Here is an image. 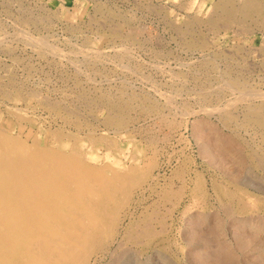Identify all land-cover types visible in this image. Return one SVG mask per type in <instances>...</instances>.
<instances>
[{
	"label": "rangeland",
	"instance_id": "1",
	"mask_svg": "<svg viewBox=\"0 0 264 264\" xmlns=\"http://www.w3.org/2000/svg\"><path fill=\"white\" fill-rule=\"evenodd\" d=\"M236 1L0 0V73L4 70L0 74V84L3 82L0 94L6 97L0 96V130L30 146L39 145L66 154L77 151L91 166L109 169V175L117 168L123 173L138 168L147 170L140 178L144 181L139 180L141 184L137 183L130 191L128 201L119 208L110 206L109 215L112 212L117 215L114 233L105 247L90 255L87 264H264V164H261L264 163V0ZM32 38L37 39L31 44ZM51 50L57 51L56 55L48 54ZM11 83L12 88L8 87ZM35 90L42 92L43 97L38 93L37 98ZM243 94L247 95L245 99ZM113 101L116 104H111ZM176 106L178 109L174 108ZM231 114L236 119H231ZM109 119H116V123ZM108 121L112 123H106ZM257 156L258 160L254 158ZM151 161L150 165L157 164L149 168ZM259 165L263 167L258 168Z\"/></svg>",
	"mask_w": 264,
	"mask_h": 264
},
{
	"label": "bare ground",
	"instance_id": "2",
	"mask_svg": "<svg viewBox=\"0 0 264 264\" xmlns=\"http://www.w3.org/2000/svg\"><path fill=\"white\" fill-rule=\"evenodd\" d=\"M22 1V0H21ZM140 1V0H138ZM238 1V0H237ZM236 1V2H237ZM20 2V0H19ZM69 2V1H68ZM135 2V1H134ZM137 2V1H136ZM241 2V1H240ZM239 2V5H240ZM245 2V1H243ZM258 2V1H257ZM149 3V2H148ZM229 3V2H227ZM235 3V2H234ZM242 3V2H241ZM251 3V2H250ZM255 3V2H254ZM259 3V2H258ZM262 3V2H260ZM264 3V2H263ZM9 4V3H7ZM6 4V5H7ZM17 4V3H15ZM70 4V2H69ZM226 4V3H225ZM238 4V3H237ZM243 4V3H242ZM249 4V3H247ZM10 5V4H9ZM8 5V6H9ZM23 5V4H22ZM255 5V4H253ZM258 5V4H257ZM262 5V4H261ZM258 5V6H261ZM25 6V4H24ZM28 6V4H27ZM63 7V5H61ZM152 6V5H151ZM224 6V5H222ZM228 6V5H227ZM231 6V5H230ZM233 6V5H232ZM247 6V5H246ZM249 6V5H248ZM252 6V4H251ZM256 6V5H255ZM17 7V6H16ZM145 7V5H144ZM155 7V6H154ZM237 7V6H236ZM250 7V6H249ZM253 7V6H252ZM264 8V6H262ZM99 8H102L101 6ZM98 8V10H99ZM105 8V7H104ZM147 8V7H145ZM150 8V7H149ZM153 8V6L151 7ZM150 8V9H151ZM223 8V7H222ZM255 8V7H254ZM10 9V8H9ZM8 9V10H9ZM25 9V8H22ZM29 9V8H28ZM31 9V8H30ZM58 9V7H57ZM84 9V7H83ZM156 9V8H155ZM159 9V8H158ZM217 9V8H216ZM229 8H227L228 10ZM231 9V8H230ZM239 9V8H238ZM250 9V8H249ZM257 9V8H256ZM40 10V9H39ZM38 10V11H39ZM101 10V9H100ZM103 10V9H102ZM108 10V9H107ZM111 10V9H109ZM108 10V11H109ZM157 10V9H156ZM225 10V9H224ZM233 10V9H232ZM252 10V9H251ZM250 10V11H251ZM259 10V8H258ZM10 11V10H9ZM20 11V10H18ZM27 11V9H26ZM53 11V10H52ZM55 11V10H54ZM58 11V10H57ZM254 11V9H253ZM262 11V9L260 10ZM33 12V11H31ZM43 12V11H42ZM56 12V11H55ZM54 12V14H55ZM221 12V11H220ZM227 12V11H226ZM232 12V11H231ZM244 12V11H243ZM252 12V11H251ZM250 12V13H251ZM58 13V12H57ZM118 14H121L119 12H117ZM152 13V12H151ZM213 15V12H211ZM215 13V12H214ZM230 13V12H229ZM233 13V12H232ZM256 13V12H255ZM18 14V13H16ZM27 14V13H26ZM34 14V13H33ZM41 14V13H38ZM43 14V13H42ZM41 14V15H42ZM49 13H47L48 16ZM59 14V13H58ZM103 14V13H102ZM111 14V13H110ZM113 14V13H112ZM115 14V12H114ZM156 14V13H155ZM238 14V13H237ZM249 14V13H248ZM253 14V13H252ZM161 15V14H160ZM231 15V14H230ZM246 15V14H245ZM30 16V15H29ZM33 16V15H32ZM51 16V15H50ZM57 16V15H56ZM113 16V15H111ZM217 16V15H216ZM215 16V17H216ZM223 16V15H222ZM225 16V15H224ZM227 16V15H226ZM235 16V14H234ZM244 16V15H243ZM247 16V15H246ZM245 16V17H246ZM259 16V15H257ZM26 17V16H25ZM52 17V16H51ZM121 17V15H120ZM241 17V15H240ZM239 17V18H240ZM16 18H18L16 16ZM22 18V17H21ZM20 18V19H21ZM38 18V17H37ZM42 18V17H41ZM58 18V17H57ZM218 18V17H217ZM243 18V17H242ZM247 18V17H246ZM259 18V17H257ZM36 19V16H35ZM101 19V18H100ZM195 19V18H194ZM197 19V18H196ZM227 19V18H225ZM231 19V18H230ZM233 19V18H232ZM17 20V19H15ZM23 20V19H22ZM32 20V18H31ZM37 20V19H36ZM35 20V21H36ZM40 20V19H39ZM42 20V19H41ZM216 20V19H215ZM249 20V19H248ZM28 21V20H27ZM30 21V20H29ZM45 21V20H43ZM104 21V20H103ZM112 21V20H111ZM110 21V22H111ZM120 21V20H119ZM174 21V20H173ZM173 21L171 23H173ZM198 21V20H197ZM218 21V20H217ZM221 21V20H220ZM218 21V22H220ZM264 21V20H263ZM21 22V21H20ZM26 22V21H25ZM24 22V23H25ZM31 22V21H30ZM48 22V21H47ZM94 22V21H93ZM96 22V21H95ZM99 22V21H98ZM102 22V21H100ZM170 22V20H169ZM177 22V21H176ZM195 22V21H194ZM207 22V21H206ZM222 22V21H221ZM234 22L235 19H234ZM238 22V21H237ZM243 22V21H242ZM248 22V21H247ZM251 22V21H249ZM255 22V21H254ZM261 21H259L260 23ZM16 23V22H15ZM19 23V22H17ZM22 23V22H21ZM29 23V22H28ZM37 23V22H36ZM39 23H42L41 21H39ZM49 23V22H48ZM47 23V24H48ZM106 23V22H104ZM109 23V21H108ZM115 23V22H114ZM117 23V22H116ZM119 23V22H118ZM117 23V24H118ZM131 23V21H130ZM192 23V22H191ZM190 23V24H191ZM245 23V22H244ZM26 24V23H25ZM24 24V25H25ZM103 23H101L100 25H102ZM117 24L112 25V26H117ZM122 24H126V23H122ZM196 24V23H195ZM207 24V23H206ZM219 24V23H218ZM226 24V23H225ZM224 24V26H225ZM229 24V23H228ZM226 24V26L228 25ZM262 24V23H260ZM18 25V24H16ZM22 25V24H21ZM27 25V24H26ZM25 25V26H26ZM107 25V24H106ZM173 25V24H172ZM171 25V27H172ZM185 25V24H184ZM189 25V24H187ZM193 25V24H192ZM215 25V24H213ZM221 25V23L219 24ZM233 25V24H232ZM245 25V24H244ZM248 25V24H246ZM250 25V24H249ZM254 25V24H253ZM256 25V24H255ZM254 25V26H255ZM259 26V24H257ZM23 26V25H22ZM36 26V25H35ZM73 26V25H72ZM71 26V27H72ZM103 26H105L103 24ZM110 26V25H107ZM119 26V25H118ZM186 26V25H185ZM191 26V25H190ZM189 26V27H190ZM216 26V25H215ZM223 26V27H224ZM225 26V27H226ZM19 27H21L19 25ZM24 27V26H23ZM34 27V26H33ZM102 27V26H101ZM178 27V26H177ZM181 27V26H180ZM178 27V28H180ZM196 27V25H195ZM198 27V26H197ZM208 27V26H207ZM231 27V26H230ZM237 27V26H236ZM242 27V26H241ZM247 27V26H246ZM256 27V26H255ZM261 27V26H260ZM18 28V27H17ZM73 29L75 27H72ZM116 28V27H115ZM114 28V30H115ZM119 28V27H118ZM134 28V27H132ZM131 28V29H132ZM142 28V27H141ZM177 28V29H178ZM182 28V27H181ZM215 28V27H214ZM220 28H222V26H220ZM240 28V25L239 27ZM22 29V28H20ZM72 29V30H73ZM109 29V28H108ZM113 29V28H111ZM109 29V30H111ZM137 29V28H136ZM139 29V28H138ZM17 30V29H16ZM71 30V31H72ZM113 30V31H114ZM121 30V29H120ZM133 30V29H132ZM142 30V29H141ZM181 30V29H180ZM179 30V31H180ZM188 30V29H187ZM190 30V29H189ZM242 30L244 31L245 29L242 28ZM2 31V30H1ZM21 31V30H20ZM18 31V32H20ZM26 31V30H25ZM78 31V29L76 30V32ZM117 31V30H115ZM134 31V30H133ZM191 31V30H190ZM193 31V30H192ZM198 31V30H197ZM17 32V31H16ZM22 32V31H21ZM24 32V31H23ZM111 32V31H110ZM119 29H118V31ZM129 32V31H128ZM131 32V31H130ZM137 32V31H136ZM139 32V31H138ZM189 32V31H187ZM75 33V32H74ZM112 33V32H111ZM123 33V32H122ZM140 33V32H139ZM178 33V30H177ZM200 33V32H199ZM198 33V34H199ZM1 34V33H0ZM20 34V33H19ZM29 36V33H27ZM182 34V33H181ZM195 34V33H193ZM192 34V35H193ZM18 35V34H17ZM21 35L25 36L24 34L21 33ZM20 35V36H21ZM114 35V34H113ZM117 35V34H116ZM132 35V34H131ZM135 35V34H134ZM197 35V34H196ZM18 36V37H20ZM22 36V38H23ZM178 36V35H177ZM17 37V38H18ZM32 37V35H31ZM34 37V36H33ZM182 37V36H181ZM195 37V36H194ZM202 37V36H201ZM200 37V38H201ZM29 38V37H28ZM35 38V37H34ZM118 38V37H117ZM130 38V37H129ZM137 38V37H136ZM185 38V35H184ZM191 38V37H190ZM193 38V37H192ZM37 39V38H36ZM36 39H29L30 43L32 44V40H36ZM40 39H42V36L40 37ZM39 39V40H40ZM44 39V38H43ZM19 40V39H18ZM39 40H37L39 42ZM124 40V39H123ZM128 40V39H127ZM186 40V39H185ZM204 40V39H203ZM41 41V40H40ZM91 41V40H90ZM22 42V41H21ZM24 42V40H23ZM36 42V41H35ZM43 41H41L42 43ZM129 42V40H128ZM131 42V41H130ZM129 42V43H130ZM138 42V41H137ZM186 42V41H185ZM199 42V41H197ZM29 43V44H30ZM40 43V42H39ZM86 43V42H85ZM89 43V42H88ZM92 43V42H91ZM210 43V42H208ZM28 44V46H29ZM30 44V45H31ZM50 44V43H49ZM47 44V47H49L50 45ZM184 44V43H183ZM189 44V43H187ZM192 44V43H190ZM202 44V43H201ZM36 45H38L36 43ZM49 45V46H48ZM90 45V44H89ZM209 45V44H206ZM7 46V45H6ZM5 46V47H6ZM40 45H38L37 47H39ZM46 46V45H44ZM43 46V47H44ZM54 46V45H53ZM92 46V45H91ZM211 46V45H210ZM234 46V45H233ZM76 47V46H75ZM83 47V46H82ZM188 47V46H186ZM196 47V46H195ZM198 47V46H197ZM205 47V46H204ZM232 47V46H231ZM241 47V46H238ZM32 48V47H31ZM46 48V47H45ZM54 48V47H53ZM93 48V47H92ZM95 48V47H94ZM191 48V47H189ZM193 48V47H192ZM233 48V47H232ZM248 48V47H247ZM52 49V44H51V48ZM79 49V48H78ZM83 49V48H82ZM81 49V50H82ZM88 49V47H87ZM86 49V50H87ZM231 49V48H230ZM253 49V48H252ZM34 50V49H33ZM40 50V47H39ZM37 50L35 48L36 52L40 51ZM54 50V49H53ZM53 50L50 51L51 54L53 53ZM90 50V49H88ZM87 50V51H88ZM93 50V49H92ZM247 50V49H246ZM250 50V49H249ZM263 50V49H262ZM5 51V50H4ZM43 51V50H41ZM58 52H60L57 49ZM57 51H54V53ZM74 51V50H73ZM79 51V50H78ZM95 51V50H93ZM228 51V50H227ZM240 51V50H239ZM244 51V50H243ZM248 51V50H247ZM253 51V50H252ZM7 52V51H6ZM12 52V51H11ZM45 52V50L43 51ZM92 53V51H89ZM88 52V53H89ZM222 52V51H221ZM232 52V51H231ZM234 52V51H233ZM251 52V50H250ZM8 53V52H7ZM53 53V54H54ZM55 53V55H56ZM61 53V52H60ZM74 53V52H73ZM82 53V51H81ZM81 53H79L81 55ZM101 53V52H99ZM97 53V56L98 54ZM236 53V52H235ZM263 53V52H262ZM43 54V53H42ZM52 54V55H53ZM75 54V53H74ZM83 54H87V53H83ZM82 54V55H83ZM94 54V53H93ZM102 54V53H101ZM231 54V53H230ZM247 54V53H246ZM245 54V56H247ZM264 54V53H263ZM54 55V56H55ZM78 55V54H76ZM96 55V53H95ZM95 55H93L95 57ZM103 55V54H102ZM219 55V54H218ZM233 55V54H232ZM235 55V54H234ZM233 55V56H234ZM251 55V54H250ZM59 56V55H58ZM84 56V55H83ZM86 56V55H85ZM100 56V55H99ZM98 56V57H99ZM217 56V54H216ZM222 56V55H221ZM228 56V55H227ZM237 56V55H236ZM242 56V55H241ZM88 57V56H87ZM92 57V56H89ZM97 57V58H98ZM218 57V56H217ZM220 57V56H219ZM16 59V58H15ZM91 59V58H90ZM119 59V58H118ZM236 59V58H234ZM239 59V58H238ZM244 59V58H243ZM18 60V59H17ZM103 60V59H102ZM209 60V59H208ZM215 60V58H214ZM15 61V60H14ZM223 61V60H222ZM227 63V61H225ZM243 62V61H242ZM246 62V61H244ZM77 63V62H76ZM87 63V61H86ZM231 63V62H230ZM229 63V64H230ZM88 64V63H87ZM101 66L103 65L102 63H100ZM215 64V63H214ZM213 64V65H214ZM233 64V63H231ZM237 64V63H236ZM249 64V63H248ZM92 65V64H91ZM244 65V64H243ZM90 66V65H89ZM127 66V65H125ZM134 66V65H133ZM210 66V65H209ZM230 66V65H229ZM249 66V65H247ZM251 66V65H250ZM1 67V66H0ZM9 67V66H8ZM11 67V66H10ZM92 67V66H91ZM129 67V66H128ZM127 67V69H129ZM136 67V66H135ZM133 68L136 69V68ZM228 67V66H227ZM244 67V66H243ZM3 68V67H2ZM7 68V67H6ZM13 68V67H12ZM89 68V67H88ZM95 68V67H94ZM122 68V67H121ZM124 69L126 67H123ZM230 68V67H228ZM239 68V67H238ZM246 68V66H245ZM5 69V68H4ZM122 69V70H124ZM211 69V67H210ZM227 69V68H226ZM1 70V69H0ZM96 70V69H95ZM121 70V71H122ZM212 71H214L213 69H211ZM219 70V69H218ZM4 71V70H3ZM2 71V72H3ZM9 71V69H8ZM81 71V69H80ZM97 71V70H96ZM101 71V70H100ZM104 71V70H103ZM220 71V70H219ZM228 71V70H227ZM230 71V70H229ZM232 71V70H231ZM1 72V73H2ZM95 72V71H94ZM106 72V70H105ZM125 72V71H124ZM126 72H128V70H126ZM125 72V73H126ZM136 72V71H135ZM209 74H210V70H208ZM237 72V71H236ZM246 72V71H245ZM0 73V74H1ZM13 73V71L11 72ZM132 73V70H131ZM142 73V72H141ZM96 74V72H95ZM94 74V76H95ZM99 74V73H98ZM103 74V73H102ZM133 74V73H132ZM136 74V73H134ZM140 74V73H139ZM232 74V72H231ZM234 74V73H233ZM4 75V74H3ZM2 75V76H3ZM89 75V73H88ZM87 75V76H88ZM97 75V74H96ZM221 75V74H220ZM102 76V75H101ZM239 76V75H238ZM1 77V76H0ZM5 77V76H4ZM17 77V76H15ZM81 77V76H80ZM105 77V76H104ZM144 77V76H143ZM218 77V76H217ZM227 77V76H226ZM233 77V76H232ZM241 77V75H240ZM2 78V77H1ZM6 78V77H5ZM7 78H9L7 76ZM11 78V77H10ZM9 78V79H10ZM14 78V77H13ZM18 78V77H17ZM90 78V76H89ZM88 78V79H89ZM107 78V77H106ZM147 77H145L146 79ZM225 78V76H224ZM148 79V78H147ZM220 79V78H218ZM217 79V80H218ZM4 80V78L2 79V81ZM106 80V79H105ZM5 81V80H4ZM8 81V80H7ZM18 81V80H16ZM22 81V80H21ZM90 81V80H89ZM92 81V80H91ZM125 81V80H124ZM123 81V82H124ZM221 81V80H220ZM225 81V79H224ZM223 81V82H224ZM244 81V80H243ZM11 82V81H10ZM15 82V80H14ZM127 82V81H126ZM226 82V81H225ZM224 82V83H225ZM231 82V81H230ZM229 82V83H230ZM237 82V81H236ZM235 82V83H236ZM245 82V81H244ZM3 83V82H2ZM1 83V84H2ZM16 83V82H15ZM25 83V82H24ZM81 83V82H80ZM248 83V82H247ZM0 84V85H1ZM12 84L11 87L12 88ZM17 84V83H16ZM19 84V83H18ZM21 84V83H20ZM23 84V82H22ZM26 84V83H25ZM185 84V83H184ZM201 84V83H200ZM206 84V83H205ZM208 84V83H207ZM227 82L225 83V85L227 86ZM7 85V84H5ZM78 85V84H77ZM123 85V84H122ZM121 85V86H122ZM130 85V84H129ZM204 85V84H203ZM224 85V86H225ZM4 87V84L2 85ZM18 86V85H17ZM22 86V85H21ZM76 86V85H75ZM131 86V85H130ZM223 86V85H222ZM223 86V87H224ZM226 86L224 88H226ZM229 86V85H228ZM236 86V85H235ZM249 86V85H248ZM7 87V88H8ZM24 87V86H23ZM27 87V85L25 86ZM127 87V86H126ZM215 87V86H214ZM217 87V86H216ZM220 87V85H218V88ZM28 88V87H27ZM203 88V87H201ZM213 88V87H212ZM223 88V89H224ZM229 88V87H227ZM226 88V89H227ZM233 88V87H232ZM251 88V87H250ZM14 89V88H13ZM12 89V91H14ZM19 89V88H18ZM21 89V88H20ZM30 89V88H29ZM28 89V90H29ZM32 89V88H31ZM131 89V88H130ZM216 89V88H215ZM222 89V87L220 88ZM222 89V91H223ZM230 92H232L231 88ZM236 91V88H234ZM249 89V88H248ZM1 90V89H0ZM6 90V89H5ZM16 90V89H15ZM22 90V89H21ZM20 90V91H21ZM34 90V88H33ZM64 90V89H62ZM79 90V89H78ZM86 90V89H85ZM96 90V89H95ZM98 90V89H97ZM120 90V89H119ZM123 90V89H121ZM125 90V89H124ZM201 90V89H200ZM199 90V92H201ZM203 90V89H202ZM211 90V89H209ZM11 91V90H10ZM19 91V92H20ZM37 92L38 96V91L35 90ZM83 91V90H82ZM88 91V90H86ZM85 91V92H86ZM127 90H125L126 92ZM195 91V90H194ZM204 91V90H203ZM245 91V90H244ZM243 91V93H244ZM260 91V90H258ZM257 91V92H258ZM3 92V91H2ZM9 92V91H8ZM31 92V91H29ZM41 92V90H40ZM77 92V91H76ZM80 92V91H79ZM94 92V91H93ZM99 92H101L99 90ZM122 92V91H119ZM237 92V91H236ZM240 92V91H239ZM248 92V90L246 91ZM256 92V91H255ZM257 92L255 94H257ZM5 93V91H4ZM3 93V94H4ZM12 93V92H10ZM9 93V94H10ZM25 93V92H23ZM27 93V92H26ZM42 93V92H41ZM39 93V94H41ZM67 93V92H65ZM64 93V96H65ZM89 93V92H88ZM113 93V92H112ZM135 93V92H134ZM203 93V92H202ZM226 93V92H225ZM229 93V92H228ZM238 93V92H237ZM62 94V93H61ZM60 94V95H61ZM68 94H71L70 92ZM86 94V93H85ZM102 94V93H101ZM106 94V93H105ZM111 94V93H110ZM115 94V93H114ZM120 94V93H119ZM127 93H125L126 95ZM132 94V93H131ZM137 95V93H135ZM234 94V93H233ZM232 94V95H233ZM250 94V93H249ZM254 94V93H253ZM264 94V93H263ZM21 95V93H20ZM27 95V94H26ZM42 95V94H41ZM63 95V94H62ZM67 95V94H66ZM74 95V94H73ZM84 95V94H82ZM81 95V96H82ZM93 95V94H92ZM91 95V96H92ZM116 95V94H115ZM129 95V94H128ZM127 95V97H128ZM139 95V94H138ZM143 95V94H142ZM211 95V94H210ZM209 95V96H210ZM216 95V94H215ZM218 95V94H217ZM231 95V94H230ZM242 95V94H241ZM238 95V96H241ZM246 95V94H245ZM243 94V98L245 99V96ZM1 96V94H0ZM7 96V95H6ZM9 96V95H8ZM25 96V95H24ZM46 96V95H45ZM50 95H47V97ZM71 96V95H70ZM104 96V95H102ZM108 96V95H107ZM112 96L109 95L108 98ZM123 96V94H122ZM144 96L145 93H144ZM202 96V95H201ZM200 96V97H201ZM203 96H205L203 94ZM212 96V95H211ZM236 98V95H234ZM249 96V95H248ZM250 96L253 97L252 95V91ZM256 96V95H254ZM2 97V96H1ZM5 97V96H3ZM2 97V98H3ZM10 97V96H9ZM15 97V96H14ZM30 97L33 98V96L31 95ZM40 96H38L37 98H39ZM43 97V95H42ZM132 97V96H131ZM136 97V96H135ZM195 97V96H194ZM218 97V96H217ZM221 97V95H220ZM219 97V98H220ZM6 98V97H5ZM45 98V97H44ZM52 98V97H51ZM62 98L64 99V97L62 96ZM66 98V97H65ZM68 98V97H67ZM73 98V97H72ZM76 98V97H75ZM80 98V97H79ZM87 98V97H85ZM112 98V97H111ZM122 98V97H120ZM126 98V97H125ZM133 98V97H132ZM132 98L130 100H132ZM142 98V97H141ZM148 98V97H145ZM192 98V97H191ZM204 98V97H203ZM210 98V97H209ZM214 98V97H213ZM229 98V97H228ZM240 98V97H239ZM237 97V99H239ZM249 98V97H248ZM262 98V97H261ZM4 99V98H3ZM10 99V98H8ZM21 99H23L21 97ZM25 99V98H24ZM28 99V98H27ZM41 99V98H40ZM40 99H39V105L40 103ZM47 101L49 100V98H45ZM41 100V101H46V100ZM69 99V98H68ZM88 99V98H87ZM90 99V97H89ZM93 99V98H92ZM96 100V97L94 98ZM115 99V98H113ZM118 99V98H117ZM250 99V98H249ZM254 99H256L254 97ZM72 100V99H71ZM78 100V99H77ZM77 100H75L77 102ZM80 100V99H79ZM94 100V101H95ZM98 100V99H97ZM101 100V98L99 99ZM136 100V99H135ZM143 100V99H142ZM146 100V99H145ZM206 100V99H205ZM219 100V99H218ZM242 100V99H241ZM259 100V99H258ZM9 101V100H8ZM14 101V100H12ZM26 102V100H24ZM35 101V100H34ZM37 101V100H36ZM54 101V100H53ZM58 100H56L57 102ZM61 101V99H60ZM65 101V100H64ZM83 101V98H82ZM81 101V103H82ZM85 101V100H84ZM103 101V99H102ZM122 101V100H121ZM126 101V99L124 100ZM134 101V100H133ZM207 101V100H206ZM209 101V100H208ZM211 101V99H210ZM230 101V100H229ZM232 101V100H231ZM251 101V100H250ZM264 101V100H263ZM28 102V101H27ZM31 102V101H30ZM38 102V101H37ZM36 102V103H37ZM55 102V101H54ZM59 102V101H58ZM63 102V101H61ZM69 102V101H68ZM87 102V101H86ZM138 102V101H136ZM149 102V101H148ZM235 102V101H234ZM243 102V101H242ZM248 102V100H247ZM7 103V101H6ZM64 103V102H63ZM74 103V102H73ZM84 103V102H83ZM89 103V102H88ZM91 103V101H90ZM94 103V102H93ZM99 103V102H98ZM110 103V102H109ZM115 103L114 101L111 102ZM120 103V102H119ZM125 103V102H124ZM128 103H130L128 101ZM127 103V104H128ZM140 103V101H139ZM156 103V102H155ZM158 103V102H157ZM160 103V102H159ZM158 103V104H159ZM169 103V101H168ZM171 103V101H170ZM169 103V105H170ZM199 103V102H198ZM203 103V102H202ZM229 102H227V105ZM241 103V102H240ZM252 103V102H251ZM251 103H247V104H251ZM9 104V103H8ZM56 104V103H55ZM60 104V103H59ZM66 104V102H65ZM104 104V103H103ZM116 104V103H115ZM123 104V103H121ZM126 104V105H127ZM133 104V103H132ZM131 104V105H132ZM150 104V103H149ZM173 104V103H172ZM171 104V105H172ZM180 104V103H179ZM204 104V103H203ZM202 104V105H203ZM242 104V103H241ZM255 104V103H253ZM259 104V102H258ZM264 105V103H262ZM30 105V104H29ZM38 106V104H36ZM35 105V106H36ZM57 105V104H56ZM76 105V104H75ZM74 105V106H75ZM99 105V104H98ZM101 105V103H100ZM99 105V106H100ZM106 105V104H104ZM125 106V104H123ZM176 105V104H174ZM172 105V106H174ZM52 106V105H51ZM50 106V107H51ZM69 106V105H68ZM84 106V105H83ZM81 106V107H83ZM91 106V105H90ZM93 106V105H92ZM95 106V105H94ZM97 106V105H96ZM112 106V105H111ZM120 106V105H117ZM122 106V105H121ZM129 106V104H128ZM127 106V107H128ZM161 106V105H159ZM178 106V105H177ZM174 107V108H177ZM183 106V105H182ZM180 105V107H182ZM185 106H187L186 102H185ZM219 106V105H218ZM221 106V105H220ZM224 106V105H223ZM12 107V106H11ZM9 107V108H11ZM17 107V106H15ZM14 107V108H15ZM40 107H43L40 105ZM52 107H56V106H52ZM61 107V106H60ZM67 107V106H66ZM80 107V106H78ZM86 107V106H84ZM106 107V106H104ZM110 107V105H109ZM113 107V106H112ZM156 107V106H154ZM249 107V105H248ZM262 107V106H261ZM13 108V107H12ZM35 108V107H34ZM76 108V106H75ZM88 108V107H87ZM90 108V107H89ZM108 108V107H107ZM135 108V107H134ZM138 108V107H136ZM152 108H153V104H152ZM173 108L170 106V109ZM179 108V106H178ZM177 108V109H178ZM190 108V107H189ZM219 108V107H217ZM216 108V109H217ZM222 108V106H221ZM226 107H224L223 109H225ZM233 108V107H232ZM251 108V107H250ZM264 107H262L263 109ZM30 109V108H29ZM53 109V108H52ZM70 109V108H69ZM73 109V108H71ZM96 109V108H95ZM94 109V111H95ZM120 109V108H119ZM117 108V110H119ZM124 109V108H123ZM163 109V108H162ZM176 109V110H177ZM184 109V108H183ZM191 109V108H190ZM236 109V108H234ZM10 110V109H9ZM15 110V109H14ZM28 110V108H27ZM36 110V109H34ZM47 110V109H46ZM54 110V109H53ZM77 110V109H76ZM79 110V109H78ZM91 110V109H90ZM98 110V109H97ZM121 110V109H120ZM125 110V109H124ZM128 110V109H127ZM142 110V109H141ZM144 110V109H143ZM185 110V109H184ZM252 110V109H251ZM256 110V109H255ZM17 111V110H16ZM20 112V109L18 110ZM26 111V108H25ZM68 111V110H67ZM73 111V110H70ZM87 111V110H86ZM92 111V110H91ZM113 111V110H112ZM112 111H107V113H112ZM135 111V110H134ZM133 111V112H134ZM148 111V110H147ZM146 111V112H147ZM153 111V110H152ZM151 111V112H152ZM158 111V110H157ZM164 111V110H163ZM167 111V110H166ZM169 111V110H168ZM172 111V110H171ZM170 111V112H171ZM180 111V110H177ZM211 111V110H210ZM225 111V110H224ZM227 111V109H226ZM232 111V110H231ZM228 111V112H231ZM253 111V110H252ZM260 111V110H258ZM262 111V110H261ZM260 111V112H261ZM264 111V110H263ZM15 112V111H14ZM65 112V111H64ZM76 112V111H75ZM85 111H83L84 113ZM100 112V111H99ZM115 112V110L113 111ZM121 112V111H120ZM128 112V111H127ZM132 112V111H131ZM138 112V111H137ZM155 112V111H154ZM168 112V113H170ZM172 112H175L174 110ZM183 112V111H182ZM185 112V111H184ZM187 112V111H186ZM221 112H223L221 110ZM251 112V111H250ZM255 112V111H254ZM259 112V113H260ZM9 113V112H8ZM22 113V112H21ZM24 113V112H23ZM22 113V115H23ZM31 113V112H30ZM59 113V112H57ZM62 113V112H61ZM70 113V112H69ZM79 113V112H78ZM76 113V115L78 114ZM94 113V112H93ZM92 113V115H93ZM106 113V112H105ZM129 113V112H128ZM136 113V112H135ZM167 114L170 115V114ZM179 113V112H178ZM181 113V112H180ZM208 113V112H207ZM212 114V112H210ZM234 113V112H233ZM236 113V112H235ZM256 113V112H255ZM258 113V112H257ZM12 114V113H9ZM18 114V113H17ZM34 114V113H32ZM55 114V113H54ZM80 114V113H79ZM131 114V113H130ZM163 114V113H162ZM166 114H163L166 116ZM189 114V113H188ZM219 114V113H218ZM225 114V113H224ZM264 114V113H263ZM21 115V114H20ZM75 116V114H73ZM81 115V114H80ZM86 115V114H85ZM84 115V117H85ZM88 115V114H87ZM91 115V114H89ZM95 115V114H94ZM98 115V114H97ZM101 115V114H99ZM114 115H117L114 113ZM126 115V114H125ZM124 115V116H125ZM175 115V114H174ZM182 116H184L181 113ZM186 115V114H185ZM226 115V114H225ZM245 115V113H244ZM247 115V114H246ZM255 115V114H254ZM259 115V114H258ZM25 116H27L26 112H25ZM79 116V115H78ZM77 116V117H78ZM83 116V115H82ZM80 116V117H82ZM107 116V115H106ZM131 116V115H130ZM158 116V115H157ZM161 116V115H160ZM171 116V115H170ZM173 116V115H172ZM230 117L233 116L232 114L229 115ZM238 116V115H237ZM249 116V115H248ZM247 116V117H248ZM256 116V115H255ZM12 117V116H11ZM76 117V116H75ZM87 117V116H86ZM90 117V116H89ZM93 118V116H91ZM99 117V116H98ZM102 117V116H101ZM113 117V115H112ZM129 117V116H127ZM152 117V116H151ZM176 117V115H175ZM174 117V118H175ZM221 117V116H220ZM251 119V116H249ZM14 119V117H12ZM111 118V116H110ZM120 118V117H119ZM124 118V117H123ZM155 118V117H154ZM170 118V117H169ZM227 118V117H226ZM233 117H231L232 119ZM240 118V117H239ZM262 118V117H260ZM6 119V118H5ZM89 119V118H88ZM98 119V118H96ZM117 119V120H116ZM116 121L117 125H119V120L118 117H116ZM122 119V118H121ZM177 119V118H176ZM175 119V120H176ZM236 119V118H233ZM18 120V119H17ZM106 120V119H105ZM105 120H103L105 122ZM112 120V119H111ZM109 119V121H111ZM114 120V121H115ZM126 120V119H125ZM128 120V119H127ZM132 120V119H131ZM165 120V119H164ZM168 120V119H167ZM223 120V117H222ZM230 120V119H229ZM246 120V119H245ZM248 120V119H247ZM256 120V119H255ZM106 122V123H110V122ZM114 121L112 120V122L114 123ZM121 121V120H120ZM124 121V120H123ZM162 121V119L160 120ZM259 121V119H258ZM263 121V120H262ZM2 122V121H1ZM26 122V121H24ZM100 122V121H99ZM111 122V123H112ZM126 122V121H125ZM130 122L127 121V123ZM132 122V121H131ZM163 122V121H162ZM234 122V121H233ZM238 122V120H237ZM241 122V121H240ZM256 122V121H255ZM254 122V123H255ZM93 123V122H91ZM110 123V124H111ZM116 123V122H115ZM114 123V124H115ZM126 123V126L127 125ZM170 123V122H169ZM174 123V122H171ZM170 123V124H171ZM243 123V122H242ZM247 123V122H246ZM257 123V122H256ZM262 123V122H261ZM26 124V123H25ZM94 124V123H93ZM105 124V123H103ZM123 125V123H121ZM166 124V123H165ZM164 124V125H165ZM168 124V126L170 125ZM175 124V123H174ZM252 124V123H251ZM250 124V125H251ZM260 124V123H259ZM263 124V123H262ZM107 125V124H106ZM106 125H104L106 127ZM131 125V124H130ZM227 125V124H226ZM242 125V124H240ZM245 125V124H244ZM247 125V124H246ZM249 125V122H248ZM258 125V124H257ZM96 126V125H95ZM166 126V125H165ZM173 126V125H172ZM252 126V125H251ZM91 127V126H90ZM176 127V126H175ZM228 127V126H227ZM253 127V126H252ZM260 127V126H259ZM38 128V127H37ZM130 128V127H128ZM237 128V127H236ZM235 128V129H236ZM264 128V127H263ZM39 129V128H38ZM94 129V128H93ZM175 129V128H174ZM255 129V128H254ZM262 129V128H261ZM10 131V130H7ZM125 131V130H124ZM172 131V130H171ZM233 131V130H232ZM40 132V131H39ZM97 132V131H96ZM127 132V131H126ZM130 132V131H129ZM128 132V133H129ZM150 132V131H149ZM42 133V132H40ZM45 133V132H43ZM67 133V132H66ZM114 133V132H113ZM118 133V132H117ZM148 133V132H147ZM174 133V132H173ZM172 133V134H173ZM262 133V132H261ZM39 134V133H38ZM53 134V133H51ZM60 134V133H59ZM71 134V133H69ZM115 134V133H114ZM153 134V133H152ZM264 134V133H263ZM37 135V134H36ZM41 135V134H40ZM44 135V134H43ZM50 135V132H49ZM54 135V134H53ZM76 135V134H75ZM74 135V137H75ZM78 135V134H77ZM76 135V136H77ZM81 135V134H80ZM108 135V134H107ZM128 135V134H127ZM15 136V135H13ZM59 137V135H57ZM61 136V135H60ZM63 136V135H62ZM97 136V135H96ZM40 137V136H38ZM55 137V136H54ZM68 137V136H67ZM95 137V136H94ZM92 137V138H94ZM98 137V136H97ZM100 137V136H99ZM129 137V136H128ZM152 137V136H149ZM23 138V137H22ZM49 138V137H48ZM52 138V137H51ZM50 138V139H51ZM56 138V137H55ZM76 138V137H75ZM74 138V139H75ZM83 138V137H82ZM88 138V137H85ZM84 138V139H85ZM92 138H89L91 140H93ZM102 138V137H101ZM25 139V138H24ZM53 139V138H52ZM51 139V140H52ZM64 139V138H63ZM96 139V138H95ZM115 139V138H114ZM118 139V138H117ZM168 139V138H167ZM166 139V141H167ZM42 140V139H41ZM49 140V141H51ZM66 140V139H65ZM69 140V139H68ZM73 140V139H72ZM78 140V139H76ZM148 140V139H147ZM151 140H153L151 138ZM26 141V140H25ZM44 141V139H43ZM32 142V141H31ZM48 142V141H47ZM93 142V141H92ZM105 142V141H104ZM110 142V141H109ZM154 142V140H153ZM76 143V142H74ZM98 143V142H96ZM105 144V143H103ZM159 144V143H158ZM44 145V144H43ZM112 145V143H111ZM108 146V147H111ZM253 145V144H252ZM58 146V145H57ZM76 145L73 146V148H75ZM46 147V146H45ZM119 147V146H118ZM58 148V147H57ZM71 149V148H70ZM88 149V148H87ZM108 149V148H107ZM68 150V149H67ZM74 150V149H72ZM148 150V149H147ZM63 151V150H61ZM82 151V150H81ZM89 151V150H88ZM108 151V150H107ZM66 152V151H65ZM85 152V151H84ZM157 152V151H156ZM254 152V151H253ZM68 153V152H67ZM82 153V152H81ZM87 153V152H86ZM90 153V152H89ZM87 153V155L89 154ZM125 153V152H124ZM252 154V153H251ZM257 154L254 152V155ZM83 155V154H82ZM87 155L85 157H87ZM110 155V154H109ZM127 155V154H126ZM125 155V156H126ZM147 155V154H146ZM158 155V154H157ZM258 155V154H257ZM91 156V155H90ZM251 156V155H250ZM256 156V155H255ZM136 157V156H135ZM149 157V156H148ZM253 157V156H252ZM84 157H81L78 155V152L75 151L74 153L71 154H66L64 152H60L59 150L56 149H48V148H43L39 145H33L30 146L29 144L25 143L24 141H22L21 139H17L15 137L9 136L8 133H6V131H1L0 130V264H87L88 258L90 257L91 254H93L94 251L98 250L99 248H103L105 247V244L107 243V240H109V237L114 233V228H115V221H116V213H111L109 215V209L111 205L116 206L117 208H119L122 203H124L125 201H128L130 198L129 197V193L130 191L133 189V187L137 185V183H140L139 180H141L140 178L144 177L147 173V170H142L139 169L138 170H132L131 172L128 173H123L121 172L119 169L117 168V170H115V172L113 171L112 175H109V172H111L109 169H105V168H96L91 166L90 164H88L87 161H85V159L83 160ZM88 158V157H87ZM152 158V156H151ZM255 159L258 160V156L257 158L254 157ZM90 159V158H88ZM124 159V158H123ZM147 159V158H146ZM149 159V158H148ZM260 159V156H259ZM125 160V159H124ZM127 160V159H126ZM132 160V159H131ZM143 160V158H142ZM150 160V159H149ZM148 160V161H149ZM89 163L91 162L90 160H88ZM95 161V160H94ZM262 161V159L260 160ZM136 162V161H135ZM253 162V161H252ZM255 162V161H254ZM257 162V161H256ZM259 162V161H258ZM257 162V163H258ZM92 163H93V158H92ZM91 163V164H92ZM149 163V168L152 167V165L156 166L155 164H157L156 162L152 165H150L152 163ZM105 164V163H104ZM118 164V163H117ZM140 164V163H139ZM145 164V163H143ZM147 164V162H146ZM145 164V167H147ZM259 164V163H258ZM257 164V165H258ZM262 165L264 163H261ZM133 165V164H132ZM256 165V167H257ZM136 166V165H135ZM141 166V165H140ZM144 166V165H143ZM151 166V167H150ZM144 167V168H145ZM161 167V166H160ZM261 167V165L258 166V168ZM263 167V166H262ZM261 167V168H262ZM114 168V167H113ZM124 168V167H123ZM127 168V167H126ZM136 168V167H134ZM148 168V167H147ZM148 168V169H149ZM131 169V168H129ZM123 170V169H122ZM264 170V169H263ZM159 171V170H158ZM154 173V172H153ZM156 174V173H154ZM150 176V175H149ZM156 176H154L153 178H155ZM152 178V179H153ZM143 180V179H142ZM141 180V183H142ZM154 180V179H153ZM144 181V180H143ZM140 183V184H141ZM144 183V182H143ZM139 184V185H140ZM141 189V188H140ZM136 190V189H135ZM134 193V192H133ZM136 193V192H135ZM134 195V194H133ZM136 195V194H135ZM124 208V207H123ZM113 210V209H112ZM117 210V209H116ZM120 210V209H119ZM125 210V209H124ZM115 211V210H114ZM121 211V210H120ZM117 212V211H115ZM122 215V214H121ZM123 216V215H122ZM121 217V216H120ZM109 219V220H108ZM132 234V233H130ZM111 239V238H110ZM100 246V247H99Z\"/></svg>",
	"mask_w": 264,
	"mask_h": 264
}]
</instances>
